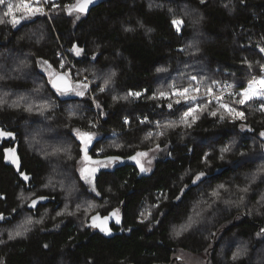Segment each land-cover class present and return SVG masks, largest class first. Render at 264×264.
Returning a JSON list of instances; mask_svg holds the SVG:
<instances>
[{
  "label": "trees",
  "instance_id": "1",
  "mask_svg": "<svg viewBox=\"0 0 264 264\" xmlns=\"http://www.w3.org/2000/svg\"><path fill=\"white\" fill-rule=\"evenodd\" d=\"M28 2L44 14L16 13L26 17L16 27L3 15L12 0L0 5V130L15 138L0 142V216L9 219L8 228L0 229V264H185V256L193 264H264V100L234 103L264 64V0H100L79 20L66 12L75 0ZM174 19L183 22L179 32ZM74 45L82 49L79 56ZM44 61L59 74L69 68L72 80L93 77L95 83L79 99H61L40 72ZM213 82L232 85L222 102L243 112V119L203 101L202 114L188 121L191 127L178 117L174 127L163 125L162 138H152L140 125L139 118L175 117L159 93ZM42 123L53 135L36 129ZM77 130L98 136L88 151L94 162L129 160L152 145L163 148L147 177L139 179L136 168L116 163L98 175L94 191L78 182L72 202L98 207L83 212L85 219L57 216L70 184L60 176L72 151L64 145L78 148ZM112 131L121 134L112 138ZM34 142L42 154L33 150ZM16 143L19 173L3 157ZM53 145L55 156L48 157L45 149ZM52 169L56 182L47 178ZM23 172L31 177L28 189L20 181ZM30 194L49 203L28 211L33 200L21 204ZM114 212L119 223L115 216L108 234L90 226L93 216ZM22 213L35 229L9 239ZM237 252L242 255L233 260Z\"/></svg>",
  "mask_w": 264,
  "mask_h": 264
},
{
  "label": "rangeland",
  "instance_id": "2",
  "mask_svg": "<svg viewBox=\"0 0 264 264\" xmlns=\"http://www.w3.org/2000/svg\"><path fill=\"white\" fill-rule=\"evenodd\" d=\"M55 1L58 2V0H55ZM36 2L39 3L40 0H36ZM16 4H18V0H12V4L11 5H13V7H15ZM66 12H68V11H66ZM37 15H40V14H37ZM37 15H35V16H37ZM76 15L77 14L74 13V11H73V13L70 15L71 17H69V18H73L75 20ZM32 17H34V16H32ZM35 18H37V17H35ZM79 19H77V20H79ZM48 22L52 23L53 19L50 18L48 20ZM67 66H68V64H67ZM61 69H62V67H61ZM68 69L69 68H67L65 70V73L68 75L67 78L73 84H71V90L68 92L67 95H61V99H68V100L79 99L82 96H78L75 93L77 91H84V93L86 91H89L88 88H91V86L95 82L93 81V77H91V80H90V78H86V77H83V76L80 77V79H78L79 76H75L74 79L72 80L70 78V75H69L70 72H67ZM40 72H42L46 76V79L49 82H50V77H49V74H48L49 72H53L56 75H60L61 74V73L60 74L57 73L52 68H48V65L45 66V67L42 66ZM261 76H264V73L261 72L259 76H256V75L252 76L250 78V80L253 79L254 77L259 78ZM53 78H55V77H53ZM77 80H79V81H77ZM86 81H87V83H86ZM83 84H87L88 85V88L86 90L83 89L82 87H78V85H83ZM216 84L217 83H215V84L211 83L209 85H203V84H200V83H195L193 86L189 87V88H192V89H195V88H199L200 89L198 94L195 91H192L190 93V95H198V99L196 101H193V105H191V106H188L189 103H184L182 97H178V96L172 95L173 92L178 91V90H182V89H179V88H176V87L172 86L170 88V91L168 92L167 96L166 97H160V99H161V101H168L169 102L166 105V110H169L168 111L169 113H173L175 115V117L169 119L168 116H166L164 118L165 120H163V121L159 120L160 121L159 127H156V129H154V130L147 129L148 133H149V136L152 137V138H160V137L162 138V135H163L162 127H163V125L165 126L169 122L176 123V122H174V121H178V119H176V118H178V117L182 118L183 113L188 111L190 107L196 109V111L193 113V115L194 116L196 115V116L199 117V115L202 114V112H201L202 109H200L201 106H202L201 103L203 101H206V102H204L205 104H210V103H208L209 97L206 95L207 88L211 87L212 89H214V86ZM247 85H248V83L246 84V87H247ZM39 90H40V85L38 83H36L35 87H34V91L37 93ZM213 93L215 94L214 90H213ZM227 95H229V94H227ZM231 95H232V93H231ZM177 99H180L182 102L180 104H176L175 101ZM259 100L260 99H254V100L248 101L246 104L258 102ZM169 104H172V108L171 109L168 107ZM246 104H244V105H246ZM239 106H243V105L240 104ZM182 108H183V110H182ZM146 119H149V118H146ZM190 119H191V117L188 118V121ZM149 120H151V119H149ZM151 121H154V120H151ZM157 128H158V131L160 132L159 134L156 132ZM36 129L38 131L41 130V132L45 136L53 135V133L50 132L49 128L47 129V127L44 125V123H42L40 126L38 125L36 127ZM73 136H74V138L76 140V143L78 144V148L76 149L73 146L70 147V145L69 146H65L64 145L65 149L67 148V150H72V151L67 153V156L65 157L66 160L63 161V165L64 166L62 165L60 176H62V177L66 176V179L70 181V184H69V188L64 193L61 194V197H62V199L64 201V205H63L64 208L62 209L61 212L57 213V216H60V217L61 216L62 217H74V218H76L75 216L80 217L83 214V212H85V211H89L91 213L92 209L93 210H95V209L97 210L98 209V207L94 206L93 204H83V203L75 204V203L72 202V201H74L76 199V196L79 193V189H81V187H78V182L80 184H82L85 188H88L90 191H93L94 183H95V180L98 177V175L101 172H103V171L114 169L115 167H117L116 163H118V162H116V161H111V162L99 161V163H96V162L91 161L90 159L89 160H85L84 159V153H83V156H81V149H82L83 145L81 144V141H80V139L77 136V131H75L73 133ZM46 139H48V138H46ZM52 141L53 142L56 141L55 138ZM97 141H98V136L96 134H93V140H92L91 144L88 145V150L87 151H89L94 146V144ZM112 145H113V148H116L117 150L120 148V147H118L119 143H113ZM32 147H33V150L35 152H37V153L40 152L42 154L38 143L35 144V142H34ZM54 148H56V147H54V145L50 146V147H46L45 153L48 155V157L49 156L50 157L55 156L54 151H53ZM149 148L150 149H148L146 151H139V152L147 153V155L143 156V157H138L137 159H139L141 164L143 165V167L145 169H147V171H145V173L151 174L152 171H153L155 163L158 161V159L160 158V156H161V154L163 152V148H161V147L157 148V146L153 147V145L151 147H149ZM56 150H58V149H56ZM105 150H108V148H106ZM76 152H78V154H80V158H78L76 154L74 155V153H76ZM100 152H101V149H100ZM47 155L44 156V157L47 158ZM88 155H89V153L87 152V156ZM54 165H55L56 169H57V167H60V164L58 162L56 164H54ZM82 168H88V169L94 168V169H96V171L93 174H91L90 177H89V179L91 181L90 183L86 182L84 179L81 178L80 170ZM56 176L57 175L54 173V171L52 169L51 173H49V175H47V178H49L48 181L49 182H53V181L56 182V180H53ZM45 187H46L47 190H52L48 183L45 184ZM34 195L35 194H32V195L30 194L28 196H23V201H22L21 205L22 206L23 205H27L25 203H29L30 200H33L34 199L33 197H35ZM46 213H48V212H46ZM25 215H24V213H22L21 214L22 220H19V222H17L14 225L15 227L11 231H8L10 233H15L17 230H20V231L23 232V235L15 237L14 239L22 238V237L26 236L29 232H31V231H33L35 229V223H32V222L30 224L27 223V221H29V220H28V217L25 216ZM44 217H43V219H44ZM148 217H149V214H147V216H145L144 220L147 221ZM83 218L85 219L86 217L83 216ZM116 218H119L117 212H116ZM43 219L39 220L38 224H42V222H44ZM7 221H9V219L8 220H4V218L0 219V229L8 228V227L5 226V223ZM57 227L58 228L60 227L59 224H58ZM24 228H27L28 230L27 231H23ZM2 231L3 230H1L0 233ZM14 239H12V240H14ZM183 261L185 262V264H193L194 263V258L185 256V257H183ZM196 264H204V261L201 260V261H199V263L196 262Z\"/></svg>",
  "mask_w": 264,
  "mask_h": 264
},
{
  "label": "snow or ice",
  "instance_id": "3",
  "mask_svg": "<svg viewBox=\"0 0 264 264\" xmlns=\"http://www.w3.org/2000/svg\"><path fill=\"white\" fill-rule=\"evenodd\" d=\"M44 2L46 3L47 0H44ZM201 2H203V0H201ZM5 0H0V5L4 4ZM94 3V0H75V3L73 5H71L68 9V14L71 15V13L74 11L76 13H78L79 15H77V19L80 18V15H83L87 12V10L89 9V6L91 4ZM16 13H25L27 15V17H31V16H35L37 14H43L44 13V9L41 7H34L32 6L31 3L28 2V0H21L20 3L16 4L15 7H13V5L9 4L7 6V11L4 12V16L5 17H9L10 20L9 22L11 23V25L13 27H16L17 25H19L21 23V19L26 18L25 16H21V17H17ZM0 23H4L3 19H0ZM182 21L179 19H174L172 21L173 26L176 28V30L179 32L181 30V25H182ZM72 51L79 56L82 52V49L78 48L77 46H73ZM261 52H264V48L260 49ZM45 65H48V68H51V65L48 64V61H44L43 62ZM61 67H63V63H61ZM260 70L262 73H264V64L260 65ZM49 77H50V83L52 85L53 88L56 89L57 93L60 95H67L68 92L71 90L70 86L67 83V74H60V75H56L53 72H49ZM114 75V73H113ZM55 77V78H53ZM192 80H195L196 77L193 76L191 77ZM110 79L105 81V85L104 87L100 88V91L103 92L105 91V89L108 87L109 83H110ZM214 84L216 82H213ZM78 87H82L83 89H87L88 85L87 84H83V85H78ZM229 88L232 87V85L228 86ZM192 91H195L197 94L199 93L200 89L199 88H183L182 90H178L172 93V95L174 96H178V97H182L183 98V102L184 103H191L193 101H196L198 99V95H190V93ZM78 96H83L84 95V91H77L75 93ZM129 96H139L140 93H128ZM206 95L210 98L208 100V103H211L213 99H215V101L219 104V107L221 109H223L226 113H228L229 115L233 116L234 119L239 118V119H243L244 118V113L243 112H239L237 111L234 107H231L229 104L227 103H223V97L222 95L217 96L214 95L213 93V89L211 87H208L206 90ZM229 95H231V93H229ZM239 96L238 100H234V103H239L241 105L246 104L248 101L254 100V99H260V100H264V76H261L259 78L254 77L253 79H251L248 82V85L246 88L242 89V91L240 93L237 94ZM160 97H165L166 93L161 92L159 93ZM182 101L180 99H177L175 101L176 104H180ZM3 101H0V104H2ZM97 107H99V105H97ZM168 107L171 109L172 108V104H169ZM29 111H31V109H27ZM261 111H264V104L261 105ZM196 111L195 108H189L188 111L183 113L182 116V122L185 123V125L187 127H191V124L188 123V118L191 117L192 121L194 122L195 119L197 118L196 116L193 115V113ZM42 114V113H41ZM217 113L216 112H212L211 115L215 116ZM224 117L221 116V119H223ZM143 122V121H142ZM166 127H174L175 124L173 122H169L167 125H165ZM244 125H241V128L243 129ZM12 133L10 132H4L2 130H0V136H11ZM77 136L81 141V144L83 145L81 151L84 153V159L85 160H89L90 157L87 156V150H88V145L91 144L92 140H93V134L89 133V132H79L77 130ZM260 137L264 138V131L260 132ZM159 146H157L158 148ZM228 148L223 149V151H227ZM11 151V150H9ZM147 153L144 152H137L135 156L130 157V159L136 161L137 165L140 167V171L141 172H145L147 171V169H145L143 167V165L141 164L140 160L137 159L138 157H143L146 156ZM6 158L7 155H6ZM118 157H109L108 160L109 162L111 161H115L118 160ZM13 163H15L16 161L13 159L12 160ZM99 163V162H96ZM96 171V169L92 168V169H88V168H82L80 170V174H81V178L84 179L86 182H91L89 177L91 174H93ZM204 175V173H200L198 174L195 179L193 180V183H196V181L200 180L201 177ZM25 179H27V177H24ZM222 187V186H221ZM95 189L93 188V191ZM243 191H247V188L243 189ZM43 199V198H41ZM33 206L36 204V201L33 200ZM111 216H116V213H111ZM0 219H3L2 216H0ZM109 217H103L101 218L99 215L93 216L92 217V227L93 228H99L101 232H104L105 234H108L110 232V229L107 226V221H108ZM32 221L29 220L27 221V223H31ZM117 223H119V219L117 218ZM187 227H191V225L189 224ZM27 228H24L23 231H27ZM186 230V229H185ZM262 233H264V230H261ZM177 235H179L180 233L177 232ZM23 235V232L20 230H17L15 233H9V239H14L15 237L21 236ZM260 235V234H258ZM242 255V252H237L233 255V260L238 259L240 256Z\"/></svg>",
  "mask_w": 264,
  "mask_h": 264
},
{
  "label": "water",
  "instance_id": "4",
  "mask_svg": "<svg viewBox=\"0 0 264 264\" xmlns=\"http://www.w3.org/2000/svg\"><path fill=\"white\" fill-rule=\"evenodd\" d=\"M99 4H100V0H94V3L89 6V9L87 10V12L85 14H83V15H80V16H87L93 9H96L99 6ZM67 83H68V85L70 86V89H71V84L72 83L70 82V80L68 78H67ZM53 89L56 90L55 88H53ZM0 142L1 143H10V142L13 143V142H15L14 135H11L10 137L9 136H0ZM18 146H19V143H16L13 149H6V150L3 151V157H4L5 165L7 167L12 168L17 173H19L20 170H21V161H20L19 154H18ZM9 150H11V151H9ZM6 155H7L8 158H6ZM13 159L16 161L15 163L12 162ZM115 161L118 162L121 167H123V166H132V167L136 168L137 171L139 172V179L148 176V173L140 171V167L137 165L136 161H134L132 159L122 160V159L119 158L118 160H115ZM25 176H26V174H25V172H23L20 175V181L24 185H27V189H28L29 188L28 185H29V183L31 181V177L26 176L27 179H25L24 178ZM48 203H49L48 199H45V198L39 199V200L36 201V204L34 206H33V203L29 204L28 207H27V210L28 211H35V210L38 209L39 206H46ZM114 218H115V216H110L109 217V219L107 221L108 228H109V225L114 221ZM91 225H92V218L90 219V226ZM97 229H98V231L100 233H103V232L100 231L99 228H97Z\"/></svg>",
  "mask_w": 264,
  "mask_h": 264
},
{
  "label": "built area",
  "instance_id": "5",
  "mask_svg": "<svg viewBox=\"0 0 264 264\" xmlns=\"http://www.w3.org/2000/svg\"><path fill=\"white\" fill-rule=\"evenodd\" d=\"M86 82H87V81H86ZM229 85H230V84H228V83H220V84H216V85L214 86V89H213L214 92H215L214 95H217V96L222 95V96H223V95H225V94H227V93H230L231 88L228 87ZM209 99H210V98H209ZM212 102H216L215 99H213ZM191 105H193V102H191L190 104H188V106H191ZM138 120H139L140 125H141L142 127H144V128H147V129H152V130H154V129H156V127H159V125H160V121H159V120L151 121V120L146 119V118H139ZM142 121H143V122H142ZM124 123H125L126 127L128 128V126H129V121H128V120H125ZM156 132H157L158 134L160 133V132L158 131V128H157ZM120 134H121V133H119V132H117V131H112V132H110V136H111L112 138H117L118 136H120Z\"/></svg>",
  "mask_w": 264,
  "mask_h": 264
},
{
  "label": "bare ground",
  "instance_id": "6",
  "mask_svg": "<svg viewBox=\"0 0 264 264\" xmlns=\"http://www.w3.org/2000/svg\"><path fill=\"white\" fill-rule=\"evenodd\" d=\"M75 13V12H74ZM77 14V13H76ZM70 75V74H69ZM68 76V75H67ZM87 83V82H86ZM51 87H52V85H51ZM54 91H56V90H54ZM57 92V91H56ZM228 94V93H227ZM17 173V172H16ZM27 176V175H26ZM27 186V185H26Z\"/></svg>",
  "mask_w": 264,
  "mask_h": 264
},
{
  "label": "flooded vegetation",
  "instance_id": "7",
  "mask_svg": "<svg viewBox=\"0 0 264 264\" xmlns=\"http://www.w3.org/2000/svg\"><path fill=\"white\" fill-rule=\"evenodd\" d=\"M9 144V143H8ZM10 147V146H9ZM6 149V148H5Z\"/></svg>",
  "mask_w": 264,
  "mask_h": 264
}]
</instances>
